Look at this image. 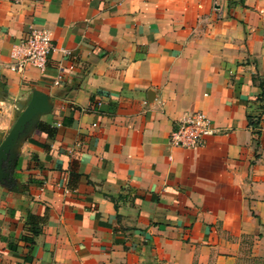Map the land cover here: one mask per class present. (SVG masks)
Segmentation results:
<instances>
[{
  "label": "crops",
  "instance_id": "1",
  "mask_svg": "<svg viewBox=\"0 0 264 264\" xmlns=\"http://www.w3.org/2000/svg\"><path fill=\"white\" fill-rule=\"evenodd\" d=\"M28 25L56 49L42 73L8 69ZM261 84L264 0H0V143L44 97L2 166L0 264L264 256ZM194 110L203 146H169Z\"/></svg>",
  "mask_w": 264,
  "mask_h": 264
},
{
  "label": "built area",
  "instance_id": "2",
  "mask_svg": "<svg viewBox=\"0 0 264 264\" xmlns=\"http://www.w3.org/2000/svg\"><path fill=\"white\" fill-rule=\"evenodd\" d=\"M49 32L44 27L27 26L26 37L16 44H12L7 57L10 60L8 69L18 72L26 67L36 69L42 73L51 53L55 52ZM66 55L65 50H60ZM59 75L53 84H56ZM212 133L210 119L201 111L183 112L174 121V128L169 133L167 144L171 147L194 149L203 146L205 137Z\"/></svg>",
  "mask_w": 264,
  "mask_h": 264
},
{
  "label": "water",
  "instance_id": "3",
  "mask_svg": "<svg viewBox=\"0 0 264 264\" xmlns=\"http://www.w3.org/2000/svg\"><path fill=\"white\" fill-rule=\"evenodd\" d=\"M44 97L40 94H35L31 97L30 101L20 113L13 126L9 130L5 139L0 143V182L2 183V166L7 160L8 151L17 139L19 134L24 130L29 119L38 111L44 108Z\"/></svg>",
  "mask_w": 264,
  "mask_h": 264
},
{
  "label": "rangeland",
  "instance_id": "4",
  "mask_svg": "<svg viewBox=\"0 0 264 264\" xmlns=\"http://www.w3.org/2000/svg\"><path fill=\"white\" fill-rule=\"evenodd\" d=\"M242 258L243 260L240 264H264V256L250 257L248 252V254H244Z\"/></svg>",
  "mask_w": 264,
  "mask_h": 264
},
{
  "label": "trees",
  "instance_id": "5",
  "mask_svg": "<svg viewBox=\"0 0 264 264\" xmlns=\"http://www.w3.org/2000/svg\"><path fill=\"white\" fill-rule=\"evenodd\" d=\"M259 87H260V90L261 91H260V94H259V97H258V101L261 103V107H263V102H264V87H263L262 84ZM252 125L255 126V122H253ZM35 129L36 130H39L40 132H42V131L47 132V130H48L47 128H44L40 124H37L36 127H35ZM71 177H73V176L71 175Z\"/></svg>",
  "mask_w": 264,
  "mask_h": 264
}]
</instances>
